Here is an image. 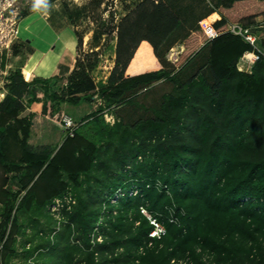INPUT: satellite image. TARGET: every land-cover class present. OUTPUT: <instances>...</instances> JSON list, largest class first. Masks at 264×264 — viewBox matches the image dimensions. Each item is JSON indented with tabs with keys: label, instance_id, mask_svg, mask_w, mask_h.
<instances>
[{
	"label": "trees",
	"instance_id": "1",
	"mask_svg": "<svg viewBox=\"0 0 264 264\" xmlns=\"http://www.w3.org/2000/svg\"><path fill=\"white\" fill-rule=\"evenodd\" d=\"M219 1L214 37L193 29L177 61L184 70L206 48L208 73L182 80L165 68L161 50L181 20L163 0H138L117 25L102 23L89 52L75 30L68 74L27 81L25 62L10 71L0 102V264H264V0ZM104 2L90 0L77 17ZM230 23L255 26V46L228 32ZM109 50L114 66L96 81ZM247 52L259 56L250 72L238 68ZM162 80L172 91L150 117L106 120ZM95 102L73 136L30 147L34 108L57 120L64 104ZM56 199L59 218L49 210ZM149 217L165 229L161 238L150 236Z\"/></svg>",
	"mask_w": 264,
	"mask_h": 264
},
{
	"label": "rangeland",
	"instance_id": "2",
	"mask_svg": "<svg viewBox=\"0 0 264 264\" xmlns=\"http://www.w3.org/2000/svg\"><path fill=\"white\" fill-rule=\"evenodd\" d=\"M163 1L181 20L179 30L175 32L170 43L166 44L161 50V58L165 68L172 74L178 75L182 80L187 79L199 70L208 73L207 69H205L208 58V50L206 48L201 49L196 58L184 70H179L177 61L185 50V47L181 45V41L186 34L197 27L203 28L202 24L204 23L213 26L217 20H220L218 19V13L213 12L219 8L220 1ZM45 2L46 0H0V102L5 97L4 85L10 71L21 66L29 59V56L34 51L33 47L36 46L40 51L48 50L50 52L49 56L54 55L60 49V45L67 39L77 38L75 30H78L83 37L82 50L89 52L93 31L98 26H101L102 23L104 25L103 29L117 25L124 16L125 9L134 8L138 0H105L100 8L91 5L88 11L84 12L80 17H77L80 13L78 10L85 7L90 0H57L50 5ZM65 6H68L75 16L74 25H71L66 15ZM31 10L35 11L21 20L22 12ZM214 20L216 21L213 22ZM259 22L261 25L264 23V15L259 17ZM25 26L29 27L28 31H25ZM60 29H64V32H57ZM251 30L256 34L255 26L251 27ZM111 43L115 44V41ZM77 56L78 48L72 54L73 62H70L68 57L66 63H72L74 68ZM114 58L113 51L109 50L104 53L99 67L93 73L96 81L107 79L114 66ZM35 64L34 61L30 62V65L23 70L24 77L27 80L31 79L32 69ZM239 67L240 62L238 63ZM242 68L245 72H250L249 70L246 71L247 68L244 66ZM65 69L67 68L65 67ZM171 91L172 85L164 80L144 87L137 93L129 95L128 99L136 102L135 104H124L115 108L107 113L105 118L111 124L114 123L117 117L128 122H134L140 118H148L152 115V110L160 105L162 95ZM97 107V102L93 104L83 103L79 106L64 104L59 119L52 120L43 116L40 106H37L33 109L35 117L33 119L32 136L29 141L30 147L39 151L48 146L60 145L68 134L61 126L62 115L70 116L75 126H77L84 117L95 111ZM17 262L18 260L13 264H18ZM22 264L29 263L24 262Z\"/></svg>",
	"mask_w": 264,
	"mask_h": 264
},
{
	"label": "built area",
	"instance_id": "3",
	"mask_svg": "<svg viewBox=\"0 0 264 264\" xmlns=\"http://www.w3.org/2000/svg\"><path fill=\"white\" fill-rule=\"evenodd\" d=\"M204 23V22H203ZM203 25V29L205 30V32L211 36L214 37V30H213V26L211 25H207L206 23L202 24ZM264 25V23H263ZM228 32H231L235 35H239L242 36L244 38V40L246 42H248L249 44L255 46V42H256V35L253 34L251 28L248 27H244L241 24L238 23H232L228 25L227 28ZM253 55V58L251 60H247L245 58V54L243 55V57L240 60V67L239 70L244 71L243 70V66L245 68H247L246 71H251L252 65L259 59V56L257 54H255L254 52H251ZM242 65V67H241ZM250 68V69H248ZM62 128L67 131V133L71 136H73L74 130H75V124L73 119L70 116L64 115L62 117ZM136 191H131L130 195L132 194H136ZM122 195V192L119 190L117 192V194L114 197V200H117L120 196ZM64 200L67 201V203L69 204L72 201V198L68 195L64 197ZM64 200L62 199H56L50 206H49V210L55 215V217L59 218L60 215V210L61 208H63L64 206ZM145 212V211H144ZM150 221L152 224L155 225V229L153 230V232L150 234L151 237H157V238H161L162 234L165 233V229L157 224V222L155 220H153L151 217H149ZM100 240V238L98 239ZM29 264H33L31 261L29 262Z\"/></svg>",
	"mask_w": 264,
	"mask_h": 264
},
{
	"label": "crops",
	"instance_id": "4",
	"mask_svg": "<svg viewBox=\"0 0 264 264\" xmlns=\"http://www.w3.org/2000/svg\"><path fill=\"white\" fill-rule=\"evenodd\" d=\"M218 19H221L220 15ZM215 21L216 20H214L213 22ZM64 29H60L57 32H61V31L64 32L63 31ZM28 30L29 27L25 26V31ZM76 39L74 37L67 39L62 45H60V49L57 52H55L54 55L51 56H49L50 52L48 50L40 51L36 46L33 47L34 48L33 53L29 56V59L25 61V64L23 66V70H24L26 67L30 65V62L34 61L36 63L32 69V77L30 80L27 81H31L36 76L49 78L59 74H64V73L68 74L73 69V65L72 63L67 64L66 61L68 60L69 57L70 62H73L72 54L77 49L78 46ZM63 67L64 68L66 67L67 69L64 70Z\"/></svg>",
	"mask_w": 264,
	"mask_h": 264
},
{
	"label": "bare ground",
	"instance_id": "5",
	"mask_svg": "<svg viewBox=\"0 0 264 264\" xmlns=\"http://www.w3.org/2000/svg\"><path fill=\"white\" fill-rule=\"evenodd\" d=\"M177 52H178V51H177ZM245 58H246L247 60H251V59L253 58L252 53L247 52V53L245 54Z\"/></svg>",
	"mask_w": 264,
	"mask_h": 264
}]
</instances>
